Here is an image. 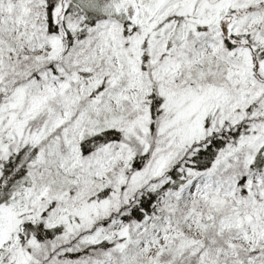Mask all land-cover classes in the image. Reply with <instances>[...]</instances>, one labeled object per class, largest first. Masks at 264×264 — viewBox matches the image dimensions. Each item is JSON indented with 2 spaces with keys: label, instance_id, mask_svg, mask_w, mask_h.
<instances>
[{
  "label": "snow or ice",
  "instance_id": "6c2138e0",
  "mask_svg": "<svg viewBox=\"0 0 264 264\" xmlns=\"http://www.w3.org/2000/svg\"><path fill=\"white\" fill-rule=\"evenodd\" d=\"M0 264H264V0H0Z\"/></svg>",
  "mask_w": 264,
  "mask_h": 264
}]
</instances>
